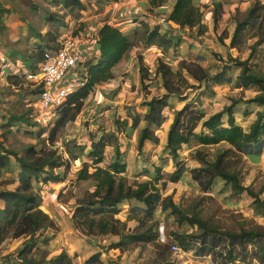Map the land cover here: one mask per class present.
I'll return each mask as SVG.
<instances>
[{"label":"trees","instance_id":"16d2710c","mask_svg":"<svg viewBox=\"0 0 264 264\" xmlns=\"http://www.w3.org/2000/svg\"><path fill=\"white\" fill-rule=\"evenodd\" d=\"M46 1L54 7L61 8V11L66 10L67 15H73L77 11L86 9L83 0ZM113 1L117 2V0ZM197 1L176 0L167 21L179 28L176 31L178 33L175 32V38L163 35L158 26L150 29L147 24L141 23L144 29L142 42L145 48L147 50L158 48L166 51L177 49L182 41V32L187 30L198 29L199 35H203L207 29L203 23L204 14L197 6ZM212 1H214L213 20L217 27L221 20L219 11L223 9V3L221 0ZM167 2L168 0H149L153 8L164 7ZM34 8L37 10L38 7ZM263 12L264 5L258 1L246 13L243 20L237 21L230 43L232 49H241L245 46L246 36L251 31H264ZM2 13H9V10L2 9ZM45 15L46 23L57 26V30L66 27L64 19L67 15L64 13L45 10ZM31 31L36 37L35 51L27 58L26 67L28 71L36 72L46 53L58 50L59 45L56 46V44L59 36L52 32L42 34L35 29ZM78 35L79 32L75 33V38ZM262 42H264V35L258 44ZM95 45L100 64L90 68L81 76L85 85L70 95L59 109L58 119L51 130L44 128L37 133V139L44 147L38 149V145H28L22 153H18L0 144V178L4 171L11 169L12 158L19 165L17 180L9 183V185L17 184L16 189L14 191L7 188L0 189V248L9 238L27 239L20 251L0 257V264H74L73 257L66 251L48 259L47 248L51 238L44 234L49 230L57 231L58 226L55 220L41 209L48 188L65 183L73 169L71 164L73 161L82 164V167L76 171V182L92 181L95 185L92 190L87 191L81 199H78L72 210L67 212L76 229L84 235L117 237L118 240L111 243L108 250L127 253L140 247L157 244L160 232L159 221L155 220V213L161 209L169 212L179 226L187 224L191 229H196V232L189 234H172L173 243L184 252H193L198 257H214L217 264L238 262L264 264V225L243 223L237 229H222L204 219L198 206L192 212H188L177 205L172 196L164 197L157 187L160 183L165 186L163 171L170 161L173 162L176 170L169 181L172 183L185 182L184 175L187 167L181 161L180 153L186 147L190 149V158L199 165L188 171L203 193L209 194L216 180L220 178L226 186L231 188L234 197L247 194L252 199L255 214L260 216L264 222V199H262L264 189L255 192L252 186H244L241 175L243 170L240 166L244 158L257 161L264 155V77L253 71L249 61L231 60L240 70V74L234 78L231 75L232 65L226 64L218 73L211 74L205 68L203 57H198L196 61H188L180 57L178 70L160 60L157 73L162 77V88L165 94L149 98V93H147L142 104L145 109L144 115L134 113L131 125L128 120H118L116 122L117 133L105 132L100 137L91 135L88 141H67L64 146L66 149L62 153L58 146L60 133L76 122L86 100L96 87L115 80V68L128 58L134 48L128 34L112 22H105L98 29ZM218 58L221 57L218 56ZM139 61L141 84L147 92L146 82L150 80V73L144 64V59L140 58ZM184 72L197 85L191 84ZM19 78L18 73L10 76V86L19 87ZM233 85L234 88L243 91L252 87L259 89V94L249 103L256 104L263 108V111L257 114L256 121L248 131L236 123V114L242 113L246 117L250 114L248 110L237 107L241 103L240 99L232 101L229 107H225L223 111L208 118L201 110L202 103L188 102V91L200 90L204 87L210 95H216V88ZM40 91L39 88H35L29 94L38 95ZM172 98H177L185 103V106L174 111L173 122L167 134L165 147L167 155L160 159V165L155 168L154 175L149 170L144 171L143 177H148V181L130 184L127 178V152L123 150V143L118 133H125L128 139H132L135 131L142 123H145L138 137L139 154H142L147 142L159 145ZM31 116L32 111L21 115H10L6 126L8 129L16 127L19 123L25 124L28 128L40 126L39 123L33 121ZM47 133L48 137L44 138L43 136ZM215 147L223 148L213 154L211 149ZM109 148L114 149V159L110 164L107 163L106 158ZM105 164L104 168L102 165ZM61 169L64 170L61 171ZM36 186H42V188L37 189ZM125 202H136L137 205L132 206L128 219L123 222L118 217L122 211L121 206ZM128 222H135V228H128ZM249 247L253 249V252ZM102 255V252H98L87 259L84 264H102ZM153 264L173 263L160 260L157 255Z\"/></svg>","mask_w":264,"mask_h":264},{"label":"rangeland","instance_id":"374dc122","mask_svg":"<svg viewBox=\"0 0 264 264\" xmlns=\"http://www.w3.org/2000/svg\"><path fill=\"white\" fill-rule=\"evenodd\" d=\"M221 1L223 9L219 11L221 20L217 27H215L213 20L214 1L198 0L196 4L204 14L203 23L206 26V32L203 35H199L198 29L182 32V41L178 48L166 51L158 48L149 50L145 48L142 42L144 29L141 23L147 24L150 29L158 26L163 35L175 38L179 28L167 21L176 0H168L167 4L161 8L151 7L149 0H117V2L113 0H83L86 9L83 12L77 11L73 15H67L66 10L61 11V8L54 7L46 0H0V144L18 153H22L28 145H38V149H41L44 146L37 139V133L44 128L47 130L52 128L42 125L36 128H28L22 123L12 129H8L6 126L10 115H21L32 111L31 117H34L33 104L36 95L29 93L35 88L26 76L28 72L26 60L35 51L36 37L31 29L41 33L43 31L42 34L52 32L54 35H58L59 39L56 46L60 44L61 39L74 36L75 33L79 32L76 39L81 43L82 49L88 51V55H97L95 45L97 29L104 22H112L124 30L134 44L128 58L115 69L116 80H118L115 82V88L108 87L106 90L99 89V86L96 87L86 100L76 122L60 133L58 146L62 153L66 149L64 146L67 141H88L91 135L100 137L105 132L117 133L116 122L118 120H128L129 125H131L134 113L144 115L145 109L142 104L147 93H149V98L165 94L162 88V77L157 73L160 60L178 70L180 57L188 61H196L198 57H203L205 68L211 74L218 73L226 64L232 65L231 75L234 78L240 74V70L234 66L231 60L249 61L253 71L264 77V42L258 44L264 35V31L254 30L248 33L246 36L247 43L241 49L230 47L237 21L243 20L246 13L258 1L264 5V0ZM34 7H38L37 10ZM2 9L9 10V13H2ZM45 10L67 15L64 19L66 27L57 30V26L46 23ZM140 58L144 59V64L150 73V80L146 82L148 85L147 92L141 84ZM15 73L20 76L19 87L10 86L9 78ZM184 75L191 84L197 85L186 72ZM78 77H81L78 70H70L65 76L64 82L75 80ZM123 83L127 84V89L117 87L118 85L122 86ZM215 91L217 98L216 95H210L204 87L200 90L188 91V102L199 101L200 104L202 103L201 110L209 116L229 107L232 101L240 98L242 101L240 104L253 114V117L249 119L238 117L241 119L239 125L247 131L256 121V114L263 111V108L249 103L259 94V89L256 87L249 89L244 95L232 91L229 87L217 88ZM170 104L171 108L167 114L168 119L165 130L161 133L159 145L148 143L142 154H139L137 150L138 137L141 129L145 127V123H142L140 128L135 131L132 139H128L125 133H118V137L123 143V150L127 152V178L130 184L148 181V177H143L144 171L149 170L154 175L155 168L160 165V159L166 157V132L172 124L174 111L185 106V103L180 102L177 98H172ZM216 107L218 108L214 110ZM43 137H48V133ZM222 148L215 147L211 150L215 154ZM106 158L109 164L113 161V148L107 150ZM180 158L187 167L184 175L185 182L172 183L169 181L176 170L175 165L170 161L168 167L163 171L165 186L162 183L157 186L164 197L172 196L174 202L188 212H192L198 206L204 219L222 229H237L243 223L264 225L263 219L255 214L252 199L247 194L234 197L231 188L226 186L220 178L216 180L209 194L203 193L189 172L191 168L199 167L198 163L190 158V149H183ZM71 164L73 169L65 183L55 187L57 194L47 195L41 207L48 215L49 213L53 215L51 212L54 213V220L58 226L57 231L49 230L44 234L51 238L47 248L48 259L66 251L73 257L74 264H84L94 254L102 252V264H153L157 255L160 260H168L173 264H217L214 257H198L193 252H184L182 249V252L174 253L172 246L175 244L172 241V234H189L196 232V229H191L187 224L179 226L169 212H164L161 209L155 213V220L159 221L160 239L158 243L140 247L127 253L108 250V246L118 240L117 237H88L83 232L78 231L67 211L72 210L78 199H81L87 191L92 190L95 184L92 181L77 183L75 180L76 171L82 167V164L74 161ZM102 166L105 168L106 164ZM240 166L243 170L241 175L244 186H252L255 192L264 189V155L257 161L244 158ZM63 170L61 169V171ZM18 173L19 165L12 158L11 169L4 171L0 178V189L7 188L14 191L17 184L9 185V183L17 180ZM36 187L37 189L42 188V186ZM262 199H264V193ZM136 205V202H125L121 206L122 211L118 218L125 222L130 215L132 206ZM57 220L60 222L59 224ZM135 226V222H128V228L133 229ZM26 240V238H9L0 248V257L20 251ZM249 249L253 252L251 247ZM236 264L244 263L238 262Z\"/></svg>","mask_w":264,"mask_h":264},{"label":"built area","instance_id":"2783aa9c","mask_svg":"<svg viewBox=\"0 0 264 264\" xmlns=\"http://www.w3.org/2000/svg\"><path fill=\"white\" fill-rule=\"evenodd\" d=\"M80 44L72 35L61 39L58 50L46 53L38 71H29L26 75L33 87L41 90L33 104V118L39 125L53 127L59 109L70 95L85 85L81 77L64 82L70 70L77 71L83 61L92 56ZM172 250L174 253L182 252L177 245H173Z\"/></svg>","mask_w":264,"mask_h":264},{"label":"crops","instance_id":"0c3cea01","mask_svg":"<svg viewBox=\"0 0 264 264\" xmlns=\"http://www.w3.org/2000/svg\"><path fill=\"white\" fill-rule=\"evenodd\" d=\"M45 1V0H44ZM85 4V3H84ZM175 4V3H174ZM174 6V5H173ZM173 8V7H172ZM172 11V10H171ZM83 12V11H82ZM9 16H11V15H9ZM10 19V18H9ZM9 19H8V21H9ZM6 21H7V19H6ZM105 23V22H104ZM103 24V23H102ZM175 25V24H174ZM101 27V26H100ZM99 27V28H100ZM98 28V29H99ZM120 28V27H119ZM98 29H97V31H98ZM122 31H124V30H122ZM42 33H43V31H42ZM46 34V33H45ZM116 69V68H115ZM29 72V71H28ZM28 72H27V74H28ZM114 73H115V70H114ZM26 74V75H27ZM116 75V74H115ZM122 80H124V79H122ZM118 80H116V78H115V80H113V81H111V82H109V83H106V84H103V85H100L99 86V89L101 88V89H106V88H108V87H113V88H115V82H117ZM113 82V83H112ZM127 84L126 83H123L122 84V86L121 85H118L117 87L118 88H122V89H127V86H126ZM234 85H235V83H234ZM234 85L233 86H222V87H229L230 89H232V91H234V92H236V93H238V94H242V95H244V93H246L248 90H245V91H243V90H240V89H236V88H234ZM222 87H218V89H222ZM253 88V87H252ZM252 88H250V89H252ZM217 89V88H216ZM98 90V89H97ZM107 90V89H106ZM216 98H217V95L215 96ZM236 98V97H235ZM238 99H240V98H238ZM240 101H241V99H240ZM242 102V101H241ZM184 107V106H183ZM182 107V108H183ZM237 107L239 108V109H242V110H245V108L246 107H243L242 106V104H239V105H237ZM182 108H180V109H182ZM218 107H216L214 110H216ZM260 108V107H259ZM179 109V110H180ZM224 109V108H223ZM223 109L221 110V111H223ZM246 110H248V109H246ZM220 111V112H221ZM248 112L250 113V111L248 110ZM216 113H219V112H215V114ZM212 115H214V114H212ZM212 115H209V116H207V118L208 117H210V116H212ZM256 116H257V114H256ZM238 117H243V118H245V119H249V118H252L253 117V114L252 113H250L249 114V116H245V115H243L242 113H238V114H236V116H235V119H236V123L239 125L240 123H239V120H241V119H239ZM174 118V117H173ZM257 119V118H256ZM225 121L227 122V117L225 118ZM173 122V121H172ZM254 123V122H253ZM241 126V125H240ZM170 128V127H169ZM168 131H169V129L167 130V132H166V136H167V134H168ZM164 132V131H163ZM162 132V133H163ZM151 144V142H147L146 144ZM146 144H145V146H146ZM184 149H187L186 147L184 148ZM196 166H198V165H196ZM195 168V167H194ZM67 180V179H66ZM61 185H63V184H59V185H54V186H52V187H50V188H48V192H47V194H45V195H50V194H57V191H56V189H55V187H57V186H61ZM51 191H53V192H51ZM51 196V195H50ZM46 197V196H45ZM128 203V202H127ZM124 205V204H123ZM48 213V212H47ZM53 215H51L50 213H49V215L51 216V218L52 219H55L54 218V213L53 212H51ZM59 220V219H58ZM58 220H57V222H58ZM60 222H58V224H59ZM114 251V250H113ZM120 252V251H119ZM121 253V252H120Z\"/></svg>","mask_w":264,"mask_h":264},{"label":"water","instance_id":"95a60500","mask_svg":"<svg viewBox=\"0 0 264 264\" xmlns=\"http://www.w3.org/2000/svg\"><path fill=\"white\" fill-rule=\"evenodd\" d=\"M99 64H100V57L98 55H92L90 58L83 61L80 68L78 69V74H84L90 68L97 67Z\"/></svg>","mask_w":264,"mask_h":264}]
</instances>
